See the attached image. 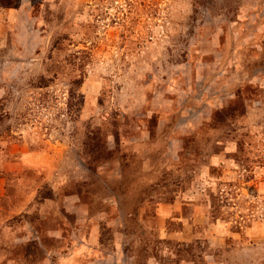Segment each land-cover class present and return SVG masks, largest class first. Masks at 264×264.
Segmentation results:
<instances>
[{
    "label": "rangeland",
    "instance_id": "rangeland-1",
    "mask_svg": "<svg viewBox=\"0 0 264 264\" xmlns=\"http://www.w3.org/2000/svg\"><path fill=\"white\" fill-rule=\"evenodd\" d=\"M0 264H264V0H0Z\"/></svg>",
    "mask_w": 264,
    "mask_h": 264
}]
</instances>
